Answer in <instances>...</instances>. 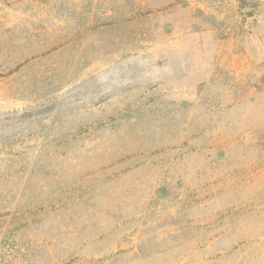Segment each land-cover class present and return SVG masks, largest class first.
I'll return each instance as SVG.
<instances>
[{
  "label": "rangeland",
  "instance_id": "374dc122",
  "mask_svg": "<svg viewBox=\"0 0 264 264\" xmlns=\"http://www.w3.org/2000/svg\"><path fill=\"white\" fill-rule=\"evenodd\" d=\"M0 264H264V0H0Z\"/></svg>",
  "mask_w": 264,
  "mask_h": 264
}]
</instances>
